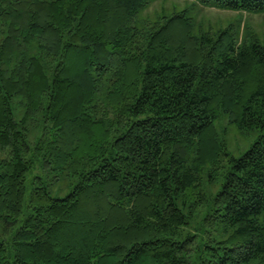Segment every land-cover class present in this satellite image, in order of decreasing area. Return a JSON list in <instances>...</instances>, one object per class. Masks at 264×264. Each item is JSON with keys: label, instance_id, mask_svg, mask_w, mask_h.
Returning a JSON list of instances; mask_svg holds the SVG:
<instances>
[{"label": "trees", "instance_id": "trees-1", "mask_svg": "<svg viewBox=\"0 0 264 264\" xmlns=\"http://www.w3.org/2000/svg\"><path fill=\"white\" fill-rule=\"evenodd\" d=\"M151 1L0 0V264H264V43Z\"/></svg>", "mask_w": 264, "mask_h": 264}, {"label": "rangeland", "instance_id": "rangeland-1", "mask_svg": "<svg viewBox=\"0 0 264 264\" xmlns=\"http://www.w3.org/2000/svg\"><path fill=\"white\" fill-rule=\"evenodd\" d=\"M184 12L192 23V34L199 31L216 32L228 26H246L253 31L264 43V14H249L244 12L226 11L215 8L201 7L192 0H152L142 13V19L153 22L162 17H168L172 12ZM222 131H225L222 134ZM215 135L222 139L228 149L235 153V149L243 146L247 139L243 138L234 128L226 126L221 120L215 125ZM205 181V179H204Z\"/></svg>", "mask_w": 264, "mask_h": 264}]
</instances>
